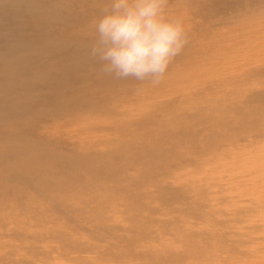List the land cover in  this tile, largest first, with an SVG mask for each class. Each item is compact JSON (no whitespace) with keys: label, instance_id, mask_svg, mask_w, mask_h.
Returning a JSON list of instances; mask_svg holds the SVG:
<instances>
[{"label":"bare ground","instance_id":"bare-ground-1","mask_svg":"<svg viewBox=\"0 0 264 264\" xmlns=\"http://www.w3.org/2000/svg\"><path fill=\"white\" fill-rule=\"evenodd\" d=\"M107 2L0 0V264L242 256L244 208L183 172L264 148V0H168L188 43L158 85L90 58Z\"/></svg>","mask_w":264,"mask_h":264},{"label":"clouds","instance_id":"clouds-1","mask_svg":"<svg viewBox=\"0 0 264 264\" xmlns=\"http://www.w3.org/2000/svg\"><path fill=\"white\" fill-rule=\"evenodd\" d=\"M168 0H108L90 28L89 56L101 74L158 85L188 43L179 17L167 13Z\"/></svg>","mask_w":264,"mask_h":264},{"label":"rangeland","instance_id":"rangeland-1","mask_svg":"<svg viewBox=\"0 0 264 264\" xmlns=\"http://www.w3.org/2000/svg\"><path fill=\"white\" fill-rule=\"evenodd\" d=\"M259 18L258 21L252 22V25L256 23L264 25V15ZM260 148L261 149L255 147L240 149L225 158L215 159L206 164L191 166L187 171L183 172L185 176L188 175L186 181L193 182L196 180L195 182L197 183L199 181L203 183L199 184L205 186L206 198L212 201L215 207L212 210H221L222 212L231 214V210L234 212V210H237L240 206H242L240 209L244 208L241 209L245 212L242 216V222L235 225L237 227L245 226L246 233L248 234L245 242L237 246L243 255L233 256L229 253L221 254L212 260L214 264H264V168L263 170L255 168L252 172V168L253 166L255 167V165L256 167L259 165L264 167V148ZM237 174H241L243 177L240 179L236 177L234 180H222L224 178H231ZM173 179L174 178L170 181L176 183L180 181L181 178H175L176 180ZM214 183H216V185H214ZM224 199L226 200L224 201ZM216 202H220V204L216 205ZM219 218L221 219V217ZM82 256L87 260L93 258L92 254ZM72 257H77V255H73ZM35 259L36 262L34 261V264H69L65 260L56 258V256H53V261L50 263H47L46 260L41 257ZM102 259V262H104V260L109 261L110 257L106 256ZM125 261L124 258H120L114 264H122ZM184 263L192 264L191 262Z\"/></svg>","mask_w":264,"mask_h":264}]
</instances>
